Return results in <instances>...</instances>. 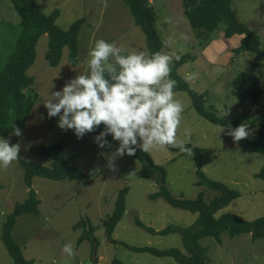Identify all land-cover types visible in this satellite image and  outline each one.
Instances as JSON below:
<instances>
[{
    "label": "rangeland",
    "instance_id": "1",
    "mask_svg": "<svg viewBox=\"0 0 264 264\" xmlns=\"http://www.w3.org/2000/svg\"><path fill=\"white\" fill-rule=\"evenodd\" d=\"M47 15L59 9L56 24L67 30L75 21L86 18L79 35V63L69 64V51H63L61 63L50 67L46 61L48 36L41 37L36 47V60L28 76L34 79L25 89L27 99L37 98L22 135L2 138L10 143H20L19 159L6 170L0 168V264H14L3 241L2 225L17 204L29 198L30 189L23 180L20 161H31L50 166L49 157L39 149L54 143L64 147L66 157L84 173L73 181H52L35 177L32 189L40 201L38 214L18 217L12 231L14 241L22 247L23 255L32 264H177L171 257H156L149 253L135 252L131 247H152L158 250L177 248L183 250L178 234H151L137 225V220L156 231L169 226L189 227L198 214L171 207L162 198L150 196L160 191L156 178H140L141 164L125 155L117 160V171L106 165L107 154L114 151L100 149L94 142L96 135L85 134L77 138L73 130L58 127L59 117H48L44 103L51 99V92L60 91L65 83L88 68L89 52L96 41L104 39L123 46L126 53H148L147 40L134 23L131 11L124 0H37ZM158 12V31L167 53L189 55V60L177 72L185 79L188 73L196 78L187 81L191 88L203 94L207 107H213L219 116L236 118L244 114L248 120L249 138L258 135V112L264 109V98L253 103L240 102L231 88V81L242 71H248L261 80L264 88V62L251 53H236L241 37L228 39L225 25L206 39H199L183 15V0H152ZM232 8L239 20L248 26L264 44V0H233ZM21 33L20 18L11 0H0V71L6 66ZM172 61L171 68H173ZM176 99L184 106L183 119L177 140L186 146L203 150L202 171L211 180L219 181L237 190L240 197L220 213H232L251 221L264 214V182L259 172L264 156L243 151L239 142L227 134L228 130L203 119L192 107L191 96L176 92ZM257 106H255V105ZM154 162L165 168L166 184L174 197L194 199L204 193L209 200L216 193L204 186H197L195 153H175L169 146L148 151ZM104 153V155H101ZM131 174V175H129ZM127 188L126 211L121 221L110 232L104 222L113 215L121 190ZM85 222V226L78 223ZM83 225V224H82ZM71 242L75 255L62 251ZM200 244L208 249V264H264V241H253L251 235L231 238L227 233L220 241L204 238Z\"/></svg>",
    "mask_w": 264,
    "mask_h": 264
},
{
    "label": "trees",
    "instance_id": "2",
    "mask_svg": "<svg viewBox=\"0 0 264 264\" xmlns=\"http://www.w3.org/2000/svg\"><path fill=\"white\" fill-rule=\"evenodd\" d=\"M124 1L131 11L135 25L140 28L147 40L148 54L163 51L166 44L158 31L159 16L156 8L152 6V0ZM11 2L15 13L20 18L21 33L6 66L0 71V137L14 134V125L22 130L34 107L37 98L27 99L25 89L34 83V79L27 73L35 63L36 47L41 37L47 35L49 39L45 58L50 67L59 66L65 48L69 51L70 66L76 67L79 63V35L82 26L86 23V18H81L67 30H63L56 24L60 15L59 9L47 15L37 0H11ZM232 2L233 0H183V15L199 39L208 38L223 23L226 38L231 39L235 36L242 38L239 46L235 49L236 53H251L264 62V44H261L257 34L239 20L237 13L232 8ZM189 57V55H182L179 60L175 59L173 62L171 78L177 82L174 92L190 95L192 107L199 116L228 131L248 120L247 114L236 118L230 115L219 116L213 107L206 106L203 94L194 91L177 72L181 66L188 62ZM230 85L235 96L242 103L251 101L256 104L264 98L261 80L251 72H240ZM256 120L259 121L256 139L253 140L249 137L243 139L239 141V146L246 153L264 156V109L258 112ZM103 130L104 126L101 125L92 134L99 135ZM107 139L112 144V148L119 146V142L114 141L111 135ZM112 148L105 149L110 151ZM169 148L175 153H181L178 148L171 146ZM39 152L50 158V166H43L31 161H20L23 180L26 187L30 189L29 198L25 202L17 204L2 225L1 240L14 264H32V261L25 259L22 247L14 241L12 231L18 217L23 214L39 213L40 201L32 189L33 179L41 177L52 181L66 179L73 181L82 178L84 175L82 170L66 157L64 147L61 144L54 143L41 147ZM193 153H195L199 179L196 183L197 186H204L216 193L209 200L205 198L204 193H200L194 199L174 197L166 184L167 173L165 168L156 164L149 152L137 150L135 156H130L136 158L141 164L140 178L155 177L160 184V191L151 195L150 199L162 198L173 208L198 214L196 222L189 227L169 226L159 232L137 220V225L151 234L180 235L183 250L177 248L158 250L152 247L129 246L132 251L149 253L156 257H171L177 264H208L210 260L208 249L200 244V240L204 238H214L220 241L221 235L224 233H227L231 238L248 234L251 235L253 241H264V214L255 220L248 221L236 214L220 213L238 199L240 193L222 182L209 179L202 171L203 150L195 147ZM259 178L264 182V165L259 172ZM127 190L125 188L119 192L114 213L104 222L110 232H113L126 211ZM79 226H85V222L78 223L76 228Z\"/></svg>",
    "mask_w": 264,
    "mask_h": 264
},
{
    "label": "clouds",
    "instance_id": "3",
    "mask_svg": "<svg viewBox=\"0 0 264 264\" xmlns=\"http://www.w3.org/2000/svg\"><path fill=\"white\" fill-rule=\"evenodd\" d=\"M125 53L126 49L115 42L96 41L89 52L90 71L79 72L62 90L51 92V99L44 103L48 117H59L58 127L73 130L79 139L103 125L104 130L94 137L98 147L112 148L107 139L109 135L119 142V146L107 154L106 166L111 171H117L119 158L135 156L137 150L148 152L171 146L192 155L193 148L177 140L184 106L176 99L177 82L171 78V64L180 56L164 51ZM195 78L194 73L185 76L186 81ZM13 133L22 135L16 125ZM227 134L239 142L248 138L250 132L242 123ZM20 150V143L12 144L10 139L0 137V168L6 170L18 160ZM62 251L70 257L75 255L71 242L65 244Z\"/></svg>",
    "mask_w": 264,
    "mask_h": 264
}]
</instances>
